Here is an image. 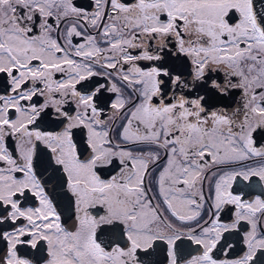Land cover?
Returning <instances> with one entry per match:
<instances>
[{"label":"snow or ice","instance_id":"snow-or-ice-1","mask_svg":"<svg viewBox=\"0 0 264 264\" xmlns=\"http://www.w3.org/2000/svg\"><path fill=\"white\" fill-rule=\"evenodd\" d=\"M256 187L264 0H0V264H264Z\"/></svg>","mask_w":264,"mask_h":264},{"label":"flooded vegetation","instance_id":"flooded-vegetation-1","mask_svg":"<svg viewBox=\"0 0 264 264\" xmlns=\"http://www.w3.org/2000/svg\"><path fill=\"white\" fill-rule=\"evenodd\" d=\"M75 3L77 5H84V4H90L91 0H75ZM90 10V9H89ZM74 42H79V38H74ZM47 173L45 174V178L47 177ZM51 187V185H49V188ZM205 192L207 193V183H205ZM262 192H264V189L260 188V187H256L254 189L251 190V195L255 196V195H259Z\"/></svg>","mask_w":264,"mask_h":264}]
</instances>
